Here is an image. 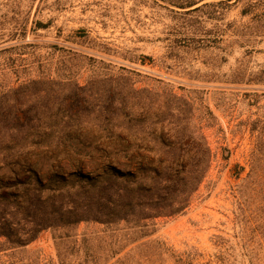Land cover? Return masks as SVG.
<instances>
[{
	"label": "rangeland",
	"instance_id": "rangeland-1",
	"mask_svg": "<svg viewBox=\"0 0 264 264\" xmlns=\"http://www.w3.org/2000/svg\"><path fill=\"white\" fill-rule=\"evenodd\" d=\"M124 79L159 93L154 113L165 100L166 132L207 137L211 164L188 207L48 228L0 264H264V0H0V111L22 96L44 120L70 92ZM87 112L81 132L107 135ZM9 133L0 121V147Z\"/></svg>",
	"mask_w": 264,
	"mask_h": 264
},
{
	"label": "trees",
	"instance_id": "trees-1",
	"mask_svg": "<svg viewBox=\"0 0 264 264\" xmlns=\"http://www.w3.org/2000/svg\"><path fill=\"white\" fill-rule=\"evenodd\" d=\"M158 95L126 79L101 90L82 87L48 109L44 120L38 107L23 110L22 96L8 100L7 110L0 111V121L11 130L0 147V251L25 247L48 228L183 212L208 172L212 149L204 134L187 133V125L171 128L169 135L165 100L153 112ZM170 98L182 100L191 112L187 100ZM88 106L96 111L92 122L107 132L91 134L92 141L81 132ZM90 145L97 150H87ZM85 158L100 159L102 172L84 173Z\"/></svg>",
	"mask_w": 264,
	"mask_h": 264
}]
</instances>
